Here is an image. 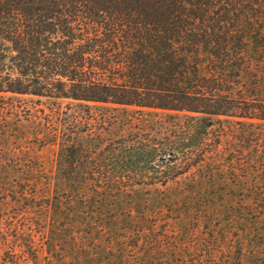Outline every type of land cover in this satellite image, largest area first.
Masks as SVG:
<instances>
[{"label":"trees","instance_id":"16d2710c","mask_svg":"<svg viewBox=\"0 0 264 264\" xmlns=\"http://www.w3.org/2000/svg\"><path fill=\"white\" fill-rule=\"evenodd\" d=\"M23 95L51 117L21 118ZM247 122L264 125V0H0V264H230L231 221L208 211L243 182L216 176L246 159L222 146ZM45 146L48 169L19 158Z\"/></svg>","mask_w":264,"mask_h":264},{"label":"rangeland","instance_id":"374dc122","mask_svg":"<svg viewBox=\"0 0 264 264\" xmlns=\"http://www.w3.org/2000/svg\"><path fill=\"white\" fill-rule=\"evenodd\" d=\"M15 101H20L27 104L28 109L20 110L21 118H28L29 114L31 118H34L36 121H42L45 123L46 119L51 117L50 107H52V102L43 97H36L32 95H23L17 96ZM31 110L32 112H28L27 110ZM26 120V119H24ZM56 121V120H55ZM36 122L32 123L29 121H24L20 132L18 135L22 136L23 139H27L28 144H24L25 147L33 146L37 148L39 141L36 140V130H35ZM245 130V135L247 138L240 143H233L222 146L231 156H228L229 159H234L235 152L231 150L238 149V145L242 146L244 149V153L246 154L245 158L242 161L237 162L233 160V162H229L227 160L223 169L217 173L218 180H226L230 185L235 184V180L241 179L243 182L233 189L231 186L227 187V194L235 193L234 196H226L224 200L225 207L221 208H212L211 211L214 213L216 217L215 221L225 224L227 219H230L231 224L228 225L230 227V233L228 236V240L226 241V245L231 250L229 255L230 264H264V198L261 199L262 202H256L253 200V196L250 197L249 202L244 203L241 199L240 194H246V191L252 192V194H260V196H264V125L262 124H252L247 122L246 124L240 126ZM255 130L259 140L255 141L253 132ZM26 149V148H25ZM249 154H255L254 159H248ZM30 155H33L35 158H38L40 162L48 169L51 167V164L56 156L55 150L51 147H43L40 151H35V153H25L20 155L19 158L23 160L29 159ZM2 157L8 159L13 158L12 154L3 155ZM16 159V158H15ZM215 164V161L212 163ZM217 164V163H216ZM28 178V173L23 170H11L9 179L14 182H22L24 179ZM223 188L222 185L219 186V189L215 191L222 192L220 190ZM52 193V192H51ZM137 195L141 204L143 201L147 200V202H153L156 197V193H154L149 188H142L138 192ZM220 194V193H217ZM39 199V198H38ZM38 199L34 202H37ZM215 200L220 201L218 197H214ZM38 203V202H37ZM156 204V201L154 202ZM153 204L152 209L156 210V206ZM31 200L22 201L19 209L24 210V208H31ZM194 214V211H193ZM11 220L17 223L19 226L27 227L30 223L38 222L39 219L32 215V213L28 212H20L17 215L11 214ZM188 218L184 219L186 222ZM202 221L196 227L198 230H203ZM180 225L173 224L172 227L174 229H178Z\"/></svg>","mask_w":264,"mask_h":264}]
</instances>
